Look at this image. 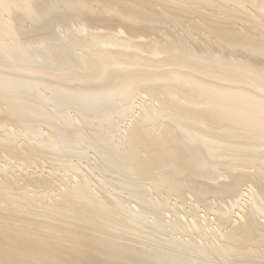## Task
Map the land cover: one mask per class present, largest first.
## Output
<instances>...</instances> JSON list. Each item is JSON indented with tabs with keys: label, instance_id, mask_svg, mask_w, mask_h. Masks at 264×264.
Returning a JSON list of instances; mask_svg holds the SVG:
<instances>
[{
	"label": "bare ground",
	"instance_id": "obj_1",
	"mask_svg": "<svg viewBox=\"0 0 264 264\" xmlns=\"http://www.w3.org/2000/svg\"><path fill=\"white\" fill-rule=\"evenodd\" d=\"M0 264H264V0H0Z\"/></svg>",
	"mask_w": 264,
	"mask_h": 264
},
{
	"label": "rangeland",
	"instance_id": "obj_2",
	"mask_svg": "<svg viewBox=\"0 0 264 264\" xmlns=\"http://www.w3.org/2000/svg\"><path fill=\"white\" fill-rule=\"evenodd\" d=\"M86 169V168H85Z\"/></svg>",
	"mask_w": 264,
	"mask_h": 264
}]
</instances>
